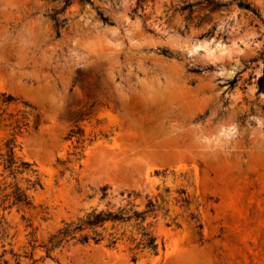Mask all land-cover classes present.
<instances>
[{"label": "rangeland", "instance_id": "374dc122", "mask_svg": "<svg viewBox=\"0 0 264 264\" xmlns=\"http://www.w3.org/2000/svg\"><path fill=\"white\" fill-rule=\"evenodd\" d=\"M64 3L0 0V264H264V0ZM163 75L159 110L140 85ZM149 202L155 253L134 222L49 243Z\"/></svg>", "mask_w": 264, "mask_h": 264}, {"label": "trees", "instance_id": "16d2710c", "mask_svg": "<svg viewBox=\"0 0 264 264\" xmlns=\"http://www.w3.org/2000/svg\"><path fill=\"white\" fill-rule=\"evenodd\" d=\"M82 1V0H80ZM68 5V0H65L64 6L62 8V11L66 8ZM239 7H242L244 9H248L247 5H242V3H239ZM57 14L55 13L51 19L54 23V27L56 29V36H59V29L61 28V23L63 20H59L57 18ZM7 153L5 159H3V168L4 170H9L10 175H13V177L17 174L18 168H22L23 171L28 170L29 164L20 162L19 166H16L17 162L14 160L13 157V146L9 143L7 146ZM30 188H35L40 186V182L38 179H35L31 182ZM102 198L105 197V188L102 189ZM12 198V205L16 206H28L29 200L24 190H20L18 187L15 188V190L10 194ZM151 208V209H150ZM154 206L151 202L147 205V210L142 212L137 211H126L125 209H120L118 212L112 213L109 211H96L95 209L91 210L90 212L86 213L82 218H79L76 220V223H68L65 224L62 229H60L55 235H52L49 239V243L51 244V247H55L60 245L61 243L66 241V238L70 236L71 234L77 233V232H83L85 230H94L96 228H101L107 223H122L127 224L130 222H134V225L137 227V230L140 235V240L137 242L134 249H138L139 247L141 249H147L153 253L156 252L157 245L155 242V238L150 235L149 232L145 230L143 227V223L145 221L146 214L149 212H152ZM80 241L82 243H86L88 241L87 235H82L80 238Z\"/></svg>", "mask_w": 264, "mask_h": 264}, {"label": "bare ground", "instance_id": "6f19581e", "mask_svg": "<svg viewBox=\"0 0 264 264\" xmlns=\"http://www.w3.org/2000/svg\"><path fill=\"white\" fill-rule=\"evenodd\" d=\"M133 34H134L133 40L139 39L140 36L138 35V33L134 32ZM99 40H100L99 38L89 37L88 35H84L80 33L75 34L73 38L74 42L83 43V44H86L88 42L91 43L100 42L101 40L100 41ZM166 75H163L158 79H150V80L147 79L148 81L147 80L143 81V79L141 80L143 81L140 85L141 93L150 100H152L153 103L159 107V110L165 109L167 107L168 101L171 100L170 97L174 93V90H172V88L175 86V85L173 86L174 81L172 82V80L170 79L171 77L169 78ZM215 134L216 131H213L210 134H208L207 137L213 136Z\"/></svg>", "mask_w": 264, "mask_h": 264}]
</instances>
